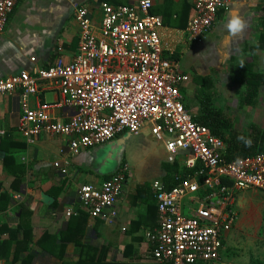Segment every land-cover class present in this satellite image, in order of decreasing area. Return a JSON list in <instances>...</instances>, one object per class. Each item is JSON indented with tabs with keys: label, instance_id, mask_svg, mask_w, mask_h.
<instances>
[{
	"label": "crops",
	"instance_id": "0c3cea01",
	"mask_svg": "<svg viewBox=\"0 0 264 264\" xmlns=\"http://www.w3.org/2000/svg\"><path fill=\"white\" fill-rule=\"evenodd\" d=\"M102 1L135 2L18 0L0 34V77L51 66L59 57L72 60L79 31L74 9L85 6L98 18ZM233 12L247 21L236 36L226 28ZM150 13L161 20L158 32L164 55H176L178 70L189 76L181 88L184 104H194L192 110H198L199 94H209V100L239 127L254 123L264 129V84L256 106L241 105L242 69L264 73V0H227L201 42L189 41L185 33L194 14L193 0H153ZM42 98L53 101L57 95L45 91ZM19 114L18 95L0 99V131L5 132V139H0V264H162L151 257L147 237L157 217L151 183L158 179L169 188L172 169L163 145L150 130L144 128L137 136L123 133L71 154L63 136L41 134L27 143L16 130ZM57 115L66 118L63 111ZM148 147L157 154H146ZM55 162L66 171L61 172ZM176 162L182 171L183 165ZM123 164L128 172L114 214L105 210L103 216L90 217L80 208L79 185L99 187ZM41 191L52 198L50 204L39 200ZM238 193L234 201L238 218L223 238L218 259L193 264H264V201ZM185 198L182 204L189 206V198L183 203ZM80 209L83 213H78ZM93 253L100 260H90Z\"/></svg>",
	"mask_w": 264,
	"mask_h": 264
},
{
	"label": "built area",
	"instance_id": "2783aa9c",
	"mask_svg": "<svg viewBox=\"0 0 264 264\" xmlns=\"http://www.w3.org/2000/svg\"><path fill=\"white\" fill-rule=\"evenodd\" d=\"M17 2L0 0V34ZM152 3L102 1L98 18L87 7L77 6L74 58L66 62L59 57L51 66H33L30 71L0 77V99L18 95L16 130L27 143L41 134L63 136L71 154L123 133L137 136L148 128L163 145L166 162L173 164L183 156L181 164L189 171L183 178L175 174L178 183L170 188L158 179L151 183L157 202L156 223L147 232L151 257L162 264L215 261L221 240L238 218L236 193L264 191V152L224 161V142L198 124L192 110L185 107L181 88L189 76L178 70L175 57L164 55L158 32L161 20L150 13ZM226 4L227 0H193L187 39L203 41ZM45 91L57 98L45 100ZM62 111L64 120L57 115ZM4 134L0 131V136ZM54 166L66 171L60 162ZM127 172L123 164L99 187L80 184V208L90 217L103 216L105 210L113 215ZM185 197L190 202L188 215L182 204Z\"/></svg>",
	"mask_w": 264,
	"mask_h": 264
},
{
	"label": "trees",
	"instance_id": "16d2710c",
	"mask_svg": "<svg viewBox=\"0 0 264 264\" xmlns=\"http://www.w3.org/2000/svg\"><path fill=\"white\" fill-rule=\"evenodd\" d=\"M176 57V55L174 56ZM243 70V71H242ZM244 81V93L242 95V104L247 106H256V99L258 97V90L264 84V73L254 72L251 69H242ZM210 95L199 94V109L198 113L194 114V120L209 130V132L219 137L224 142V150L222 157L224 161L231 162L243 159L245 157L253 156L257 153L264 152V129L254 123L246 127H239L236 121L229 116L223 108L218 104L212 103ZM189 108L188 104H185ZM238 136L251 138L252 144L246 147L243 142L237 139ZM0 139H5L0 136ZM3 143V140H0ZM171 171L168 173V187L176 185L178 181L175 179V174L180 173L181 177H185L188 170L183 169L178 172L179 166L177 162L170 165ZM157 207V206H156ZM78 213H83L80 209ZM223 239L221 240V244ZM90 260H96V253L89 257ZM100 260L98 259L96 261Z\"/></svg>",
	"mask_w": 264,
	"mask_h": 264
},
{
	"label": "rangeland",
	"instance_id": "374dc122",
	"mask_svg": "<svg viewBox=\"0 0 264 264\" xmlns=\"http://www.w3.org/2000/svg\"><path fill=\"white\" fill-rule=\"evenodd\" d=\"M188 96V95H187ZM46 98L47 99H51L50 98V94H46ZM47 101H50V100H47ZM185 101H190V98H187V97H185ZM190 105V107H189V109L190 110H192V106H194V104H189ZM195 109V110H194ZM194 110V111H193ZM193 110H192V112H193V114H197L198 113V110L196 109V108H193ZM128 151V150H127ZM135 151H137V150H135ZM144 153V152H143ZM143 153H140L142 156H143ZM152 154V155H155V154H157V150L155 149V148H152V147H148L147 148V150H146V154ZM184 157L183 156H178V161H180L181 163L182 162H184ZM193 197V196H192ZM238 197H244L245 199H247V198H253L254 200H256V201H264V191H261V190H255V189H248V190H246V191H239V193H238ZM187 199L188 198H185V200H184V204H185V202L187 201ZM186 205V204H185ZM183 206V208H184V213L186 214V215H188V212H187V206ZM227 234V233H226ZM225 234V235H226Z\"/></svg>",
	"mask_w": 264,
	"mask_h": 264
},
{
	"label": "clouds",
	"instance_id": "9594fccd",
	"mask_svg": "<svg viewBox=\"0 0 264 264\" xmlns=\"http://www.w3.org/2000/svg\"><path fill=\"white\" fill-rule=\"evenodd\" d=\"M246 25L247 21L237 12H233L227 21L226 28L230 36H236L243 32ZM237 139L243 142L246 147H250L252 144L251 138L238 136Z\"/></svg>",
	"mask_w": 264,
	"mask_h": 264
},
{
	"label": "water",
	"instance_id": "95a60500",
	"mask_svg": "<svg viewBox=\"0 0 264 264\" xmlns=\"http://www.w3.org/2000/svg\"><path fill=\"white\" fill-rule=\"evenodd\" d=\"M39 200L42 201L43 203L50 204L52 201V198L49 195L41 191Z\"/></svg>",
	"mask_w": 264,
	"mask_h": 264
}]
</instances>
